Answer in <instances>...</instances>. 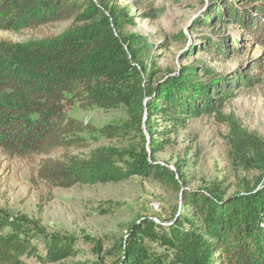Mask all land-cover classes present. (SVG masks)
Instances as JSON below:
<instances>
[{"label":"trees","instance_id":"16d2710c","mask_svg":"<svg viewBox=\"0 0 264 264\" xmlns=\"http://www.w3.org/2000/svg\"><path fill=\"white\" fill-rule=\"evenodd\" d=\"M99 1L0 0V31L72 21L82 36L59 35L45 45L28 46L0 40V149L13 158H40L37 178L53 188L154 175L182 190L179 173L154 163L161 140L153 137L152 117L161 115L168 132L185 129L190 119L215 111L235 96L234 90L253 85L255 79L242 69L233 78L215 76L202 63L205 80L188 66L179 75L158 79V72L148 71L132 48L133 35L124 30L127 20L109 2ZM241 1L224 0L208 12V25L217 34L206 37L198 51L224 58L242 51L240 36L222 33L227 25L240 27L246 35L262 30L264 0L254 3V9L247 4L252 0ZM120 106L127 108L128 120L101 129L68 113L75 107L88 111ZM94 133L130 141L138 135L142 143L99 146L84 158L68 154L70 148L88 147L81 134ZM231 144L234 160L247 171L256 170L257 176L230 196L219 185L184 191L186 205L193 207L190 215L160 223L144 217L132 228L124 264H264V138L239 128ZM60 150L67 154L56 156ZM77 251L76 237L49 233L38 220L0 208V264H27L31 258L52 263Z\"/></svg>","mask_w":264,"mask_h":264},{"label":"rangeland","instance_id":"374dc122","mask_svg":"<svg viewBox=\"0 0 264 264\" xmlns=\"http://www.w3.org/2000/svg\"><path fill=\"white\" fill-rule=\"evenodd\" d=\"M106 1L127 20L124 30L133 35L132 48L148 71L158 72V79L169 73L179 75L188 66L196 68L199 79L205 80L202 63L212 75L219 77L233 78L242 69L245 76L254 77V84L240 86L234 90V97L228 98L215 111L190 119L182 130L168 132L167 122L161 115L152 117L153 137L161 140L154 163L179 173L181 177H176L182 190L154 175L105 184H77L67 189L53 188L37 178L40 158H13L0 149V208L38 220L49 233L77 239L75 256L52 263L31 258L27 264H124L125 245L132 228L144 217H152L160 223V220L169 221L179 214L190 215L193 207L186 205L185 192L219 185L221 191L230 196L241 189L243 182L253 180L258 174L254 169L247 171L234 160L231 135L240 128L264 138V27L252 35L242 34L241 28L234 24L223 28L224 35L240 36L238 45L242 49L224 58L213 51H198L206 37L217 34L216 29L208 25L212 20L208 12L223 6L224 0ZM258 1L247 4L254 9ZM59 35L82 39L72 28V21H67L37 29L0 31V40L18 46L34 42L45 45L48 38ZM149 103L147 97L145 105ZM68 113L96 129L128 120L124 106L88 111L75 107ZM143 132L149 143L144 126ZM80 136L88 147H73L67 152L81 158L99 146L125 148L130 144L139 147L142 143L138 135L132 141L106 138L97 133ZM64 153L67 154L60 150L56 156Z\"/></svg>","mask_w":264,"mask_h":264}]
</instances>
